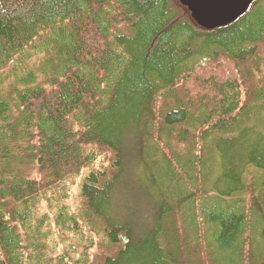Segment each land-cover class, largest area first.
I'll return each mask as SVG.
<instances>
[{"label": "trees", "instance_id": "1", "mask_svg": "<svg viewBox=\"0 0 264 264\" xmlns=\"http://www.w3.org/2000/svg\"><path fill=\"white\" fill-rule=\"evenodd\" d=\"M101 246L264 264V0L214 29L178 0H0V264Z\"/></svg>", "mask_w": 264, "mask_h": 264}, {"label": "water", "instance_id": "2", "mask_svg": "<svg viewBox=\"0 0 264 264\" xmlns=\"http://www.w3.org/2000/svg\"><path fill=\"white\" fill-rule=\"evenodd\" d=\"M199 26L214 29L243 15L253 0H178Z\"/></svg>", "mask_w": 264, "mask_h": 264}, {"label": "rangeland", "instance_id": "3", "mask_svg": "<svg viewBox=\"0 0 264 264\" xmlns=\"http://www.w3.org/2000/svg\"><path fill=\"white\" fill-rule=\"evenodd\" d=\"M205 68H206V72H205L204 76H208L211 73L212 69L210 68V65H208V64L205 65ZM197 73L200 74V75L202 74V72H200V70H198ZM216 73H217V75L220 78H223V79H226L231 74L230 69H229V67L226 64H223L218 69V71ZM250 78L251 79L249 80V83L247 82V84L253 86L254 85V79L256 78V75L254 76V74H253L252 77H250ZM193 91L201 92V90L198 89V88H194ZM248 178H249L250 181H252L251 177H248ZM248 194H254V191L252 190V187L249 188V185H248ZM111 253H112L111 248H105V247L101 246L100 250L99 249H94V250L91 251V261H92L93 264H101V262L103 261L104 257L106 255L111 254Z\"/></svg>", "mask_w": 264, "mask_h": 264}]
</instances>
